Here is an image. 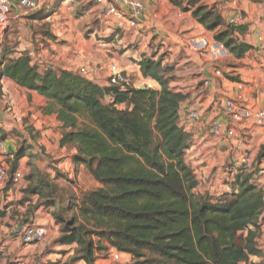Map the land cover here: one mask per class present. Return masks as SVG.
<instances>
[{"label":"trees","instance_id":"16d2710c","mask_svg":"<svg viewBox=\"0 0 264 264\" xmlns=\"http://www.w3.org/2000/svg\"><path fill=\"white\" fill-rule=\"evenodd\" d=\"M200 2L189 0L184 10L215 32L232 56L241 59L252 50L239 37L247 34L245 25H227L219 11ZM139 65L160 90L103 87L78 72L41 68L26 53L2 58L0 79L47 99L45 113L56 114L63 125L60 146L74 148L76 166L83 165L100 185L78 192L60 172L52 176L38 168L34 145L24 141L7 161L4 192L13 186L23 158H30L20 205L29 202L30 215L43 207L53 217L60 232L55 243L76 246L70 264H96L109 248L129 255L132 264H253L264 224L263 187L242 170L231 193L198 194L199 181L186 161L192 137L180 115L189 95L171 88L176 77L162 58L145 57ZM27 130L36 141L33 129ZM263 158L264 146L257 159ZM31 197H38L35 205ZM8 209H0V220ZM6 258L0 246V264H14Z\"/></svg>","mask_w":264,"mask_h":264},{"label":"crops","instance_id":"0c3cea01","mask_svg":"<svg viewBox=\"0 0 264 264\" xmlns=\"http://www.w3.org/2000/svg\"><path fill=\"white\" fill-rule=\"evenodd\" d=\"M67 1L70 0L62 2L63 8L67 7ZM143 1L147 6V11L144 19L141 20L135 29L120 30L112 21L104 19L99 13H97V20L96 18L94 19L92 4L89 9H81L79 12L82 15L78 17L79 23H76L75 36L72 35L71 38L69 36L66 41L68 42L67 45L59 50L51 43L52 55L50 60L52 66L49 69L78 72L83 67L94 68L97 70L100 86L104 87L109 86L110 65L116 64L120 67L122 75L130 86L136 89L144 88V85L150 79L143 77L142 81L134 83L132 78L140 76L138 75L141 74L139 64L145 57L154 55L155 60L159 59L153 53L152 48H150L151 40L158 37V40L161 41L162 38H166L165 35L170 31V27H166L161 22H158L160 24H157L156 29L152 27L154 26L153 23H150V17L152 16L149 17L148 14L149 10H152V4L155 2ZM161 2L165 4L167 0H161ZM200 3H204L203 6L215 8L219 11L224 21L227 17L233 15V3H236L238 9L246 17L243 25L248 29L244 37H239L242 42L250 45L252 50L241 59L230 55V58L226 61L212 66L206 64L199 55L191 53L187 48L186 51H188L191 58L189 61L192 63L190 72L182 76L185 81L180 82V77L175 76L174 82L171 83L172 89L189 95V99L181 108L180 115L182 125L185 126L186 131L192 137L190 149L186 152V161L194 170L199 181V187L196 192L198 194H209L213 197L231 193L234 190L236 175L243 170L242 160L247 152L252 153L253 164L255 160V165L253 166L252 164L251 169L248 171L252 173L253 181L264 189V158L260 161L257 159L264 146V127L257 126L253 119L245 120L235 125L229 124L230 127L235 129L238 137V139L232 140L217 138L212 132L214 121H225L227 126L228 119L223 111V106L227 100L240 98L247 107L264 110V0H201ZM67 10L72 15L75 12L72 7ZM159 12L161 14L166 13L162 6L159 8ZM154 13V15H157L158 11H154ZM51 16L53 15L51 14L49 19ZM72 17L74 18V16ZM163 17H168V14L163 15ZM175 17V13H172L169 18L173 20ZM179 17L186 20L184 25L178 29L186 33L184 37L205 35L203 33L204 27L193 18L192 11L179 13ZM29 19L20 22L18 24L19 27ZM159 19L163 20V18ZM87 32H90V34L87 35ZM211 34L213 36L215 32ZM182 39L181 35L177 38L176 44H178L176 47L171 48L172 52L180 50L179 48L182 44L179 43H183ZM161 44L164 45L165 43ZM44 54L46 55V52ZM38 65L41 68L44 67L41 63H38ZM217 70L222 72V77L216 76ZM86 78L93 81L88 77ZM140 84L143 86H140ZM155 89H161L159 84H155ZM104 102L111 104V97L106 96ZM46 106L47 99L36 92L23 89L7 78L0 79V165L2 162L12 158L11 154L17 151L22 142L27 141V136L31 139L30 144L35 147L32 153L37 155L38 159L45 158L40 154L50 155L53 149L65 155L68 151L67 147L62 148L60 146L63 125L57 119L56 114L45 113ZM120 108L123 109L124 107ZM195 109L200 114V120L197 123H192L188 120V115ZM24 124L27 127L26 134L19 132L15 128ZM28 128L30 130L33 129L36 141H33L29 134L30 131L27 130ZM3 135L6 136L3 137ZM71 153L74 155L76 150L74 149ZM23 166L24 162L21 161L17 172L23 173L24 176L28 171ZM63 166L65 169L60 164L58 166L52 162V164L48 163L43 168L40 166L38 168L45 170L52 176L57 171L60 172L75 182L79 192L89 193L93 191H86L77 183L76 179L79 181L83 172L80 173L81 168H84L88 174L89 172L83 165L77 167L74 157ZM89 176L91 177L90 174ZM73 177L75 179H72ZM91 179L96 186L95 189L99 188V183L93 177ZM26 184H28L27 181ZM14 188L17 189V187ZM9 194L12 195V191ZM16 194H18L17 190ZM29 199L35 205L38 197ZM22 200L14 206H18L20 209H28L29 202L25 206H21L20 202ZM8 206V210L13 207L12 205ZM45 212L46 210L41 207L33 214H29L31 216L29 219L34 223V226L47 228L49 233V226L51 227L53 224L55 226V222L53 217L49 213V215H46ZM19 244L23 245V247H19L16 251L17 255L14 254L15 256L21 255V257H25L29 249L34 247L24 245L20 241ZM63 248L60 247L58 250ZM73 248L67 247V251ZM258 249L260 254L251 257L250 260L253 264H264V224L262 226V234L258 239ZM122 256H126L131 260L129 255L122 254ZM80 263H83V261Z\"/></svg>","mask_w":264,"mask_h":264},{"label":"rangeland","instance_id":"374dc122","mask_svg":"<svg viewBox=\"0 0 264 264\" xmlns=\"http://www.w3.org/2000/svg\"><path fill=\"white\" fill-rule=\"evenodd\" d=\"M63 1L65 0H53L48 7H43L39 13L30 18L28 21L23 22L20 27L19 25H14L12 28L6 31L7 33L5 32L6 34H4L3 38L0 40V60L2 58H17L26 53L33 58L36 64L41 63V65L44 66L43 68L51 67V43H53L58 48V50L64 48L68 43L66 41L67 39H69V36L70 38L72 37V35L75 36V28L77 27L76 23L79 20L78 17L82 15V13H80L79 11H81V9L83 8L89 9L90 7H92L91 4L85 3L83 2V0H70L67 1V7L63 8ZM148 1H151V3L155 2L154 4H152V10H149L148 14L149 17L152 16L150 17L152 21H150V23H153L154 25L152 27H155L156 29L157 24H160L158 22H161V24H164L166 27H170V31L168 32V34L166 33L167 35H165L166 38H162L161 41L158 40V37L151 40L150 48H152L153 53L158 56L159 59H163L162 62L165 66L173 67L171 74L175 75L176 77H180V82L185 81V79H182V76L186 75L187 72H190L189 70L192 65V63L189 61V59H191L190 55L188 54V51H186V41L193 36L184 37L186 33L181 32L178 29L180 28V26H183L184 22L186 21L185 19L179 17V13L189 12L188 10H184V8H187L189 6V0H167L165 4H163L161 0ZM203 4L201 3V5ZM160 6L163 7V10H165L166 13L162 12L163 14H161L159 12ZM71 7L75 10L73 15L69 13V10H67ZM154 11H158V14L154 15ZM172 13H175L176 15V17L173 19L175 21H173L172 18H169L171 17ZM51 14L53 16H51V18L49 19ZM165 14H168V17H163V15ZM93 15H95L94 19L96 18L97 20L98 14L95 9L93 11ZM72 16H74V18ZM76 16L77 18H75ZM159 18H163V20ZM208 32L209 31L204 29L203 33L205 35L200 34L198 36H205L208 37V39L215 40V34L212 36V32H209V34ZM88 34H90V32H87V35ZM180 35L181 38L183 37V43H179L182 44V46H180L179 51L172 52L171 48L177 46L178 43L176 44V40ZM161 43L165 44L163 45ZM45 52L47 56L44 54ZM80 69L78 70L79 74H81ZM138 75L140 76L132 78V81L134 83L142 81V73ZM86 77L92 79L90 75H87ZM140 86L143 85L140 84ZM144 87H146V84L144 85ZM25 124L21 127H15L16 130L23 134H26L27 127ZM27 137V143H31L30 137ZM67 150L68 151L65 153V155H63L64 153H60L58 150L57 152L54 149L52 150V152H50V155H47L45 153L40 154L45 158L41 160L38 159L37 165L43 168L48 163L52 164L53 162L58 166L60 164V166L65 169L63 165L65 163H69L72 157H74V155L76 154L75 153L74 155H72L71 153V151H74V148L67 147ZM36 151L38 152V148L36 149ZM22 161L24 162V169L28 171L24 174L22 182L17 186L13 183V186L11 187L12 189L7 191L6 193L4 192L6 185L0 188V209L4 206L6 207V205L13 206L10 210H8L9 212L7 217L4 220H0V246L5 249L7 257L6 259L10 260L14 264H70V260L74 256V250H70V252L72 253L67 252V247L58 250L60 247L55 242L58 239L60 232L59 228L55 227L54 224L51 227L49 226L50 232L48 233V237L45 243H43L42 245L31 247L29 249V252L27 253V256L25 257H21V255H14L16 254V251L19 249V247H23V245L19 244V241L13 233L16 229L22 226L34 224L29 219L31 217L28 210L30 207L29 205L28 209H20L18 208V206H14L24 198V191L27 187L26 176L29 174V170L31 168L29 166V158H23ZM2 164L7 167L8 170L10 169L7 161L2 162L0 167L2 166ZM81 172L82 174L80 180L78 181L76 179L77 183L80 184L81 187L86 191L94 190L96 186L95 184H93L89 174L84 170V168L80 169V173ZM72 179L75 178L73 177ZM14 187H17V189ZM16 190L18 194H16ZM11 191L12 195L9 194ZM45 214L49 215L46 212ZM94 240L96 242L98 241L97 238H95ZM103 242L106 244L105 241ZM75 248L76 246H74V249ZM110 250L114 249L109 248V251L99 254L100 256L98 257L96 264H132V261L126 256H122V261L120 263H115L111 259L109 253ZM80 262H77L75 264H86L84 262Z\"/></svg>","mask_w":264,"mask_h":264},{"label":"built area","instance_id":"2783aa9c","mask_svg":"<svg viewBox=\"0 0 264 264\" xmlns=\"http://www.w3.org/2000/svg\"><path fill=\"white\" fill-rule=\"evenodd\" d=\"M52 0H0V40L10 28L17 26L20 22L35 16L43 7H48ZM83 2L93 5V8L108 21L120 29H135L147 11V6L143 0H83ZM234 13L225 19L226 24L233 27H240L245 22V15L238 9L236 3H233ZM6 32V33H5ZM186 46L191 53L199 55L206 64L216 66L230 57L227 47L216 40L208 39L203 36H193L186 41ZM83 76L90 75L93 82L100 85L97 77V70L83 67L80 69ZM202 73V72H201ZM216 76L222 77L220 70L216 71ZM110 85H125L128 81L122 75L121 69L116 64L110 65ZM208 83V82H206ZM155 81L149 80L146 87L155 89ZM224 115L228 119L225 121H214L212 125L213 135L225 140L238 139L235 129L229 124L235 125L239 122L253 119L259 127H264V110H256L247 107L239 99L227 100L223 106ZM188 120L197 123L200 120L198 110H193L188 115ZM253 164L252 153L247 152L242 160L243 170L248 171ZM23 173L17 172L13 178L15 184H19L23 179ZM9 170L2 165L0 167V188L9 181ZM20 243L27 246L42 245L48 237V229L36 227L34 225L22 226L13 233ZM112 261L120 263L122 254L116 250H110Z\"/></svg>","mask_w":264,"mask_h":264}]
</instances>
